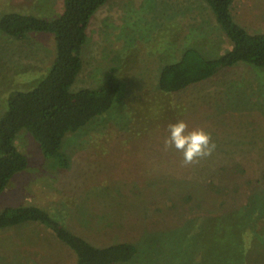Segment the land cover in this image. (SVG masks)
I'll list each match as a JSON object with an SVG mask.
<instances>
[{"label": "rangeland", "instance_id": "obj_1", "mask_svg": "<svg viewBox=\"0 0 264 264\" xmlns=\"http://www.w3.org/2000/svg\"><path fill=\"white\" fill-rule=\"evenodd\" d=\"M62 9L63 0H0V18L13 11L52 19ZM208 10L203 0L100 6L86 27L83 67L71 90L113 73L122 80L116 102L65 137L70 170L52 168L21 130L15 142L27 167L0 193V209L35 204L94 245L133 242L140 253L128 264H264V194L255 192L264 168V71L242 63L179 91L154 89L158 61H174L186 47L208 57L230 47ZM232 11L246 28L264 32V0H234ZM2 35L0 114L7 92L38 81L54 53L51 34L32 33L24 42ZM178 120L211 133L210 156L185 164L165 148L168 126ZM220 161L243 172L222 171L214 190L206 175ZM73 262L72 252L41 225L0 232V264Z\"/></svg>", "mask_w": 264, "mask_h": 264}, {"label": "trees", "instance_id": "obj_2", "mask_svg": "<svg viewBox=\"0 0 264 264\" xmlns=\"http://www.w3.org/2000/svg\"><path fill=\"white\" fill-rule=\"evenodd\" d=\"M107 1L63 0L62 12L52 19L13 11L1 16L0 33L6 39L24 42L32 33L51 34L54 53L47 71L38 81L29 88L7 92L6 108L0 114V193L16 174L27 167V157L15 142L21 130L34 140L40 154L52 161V168L70 170L72 159L63 146L65 137L79 132L112 110L122 88V80L116 74H107L96 86L71 90L83 67L82 50L89 19ZM203 1L230 47L214 57H208L204 50L196 47H186L176 60L158 61L156 91H179L211 77L222 68L242 63L264 71V32L251 31L236 20L232 11L234 0ZM231 154L227 157H232ZM224 164L220 161L216 168L210 169L215 172L206 175L208 185L214 190L222 171L231 176L243 172L239 165L226 167ZM257 181L259 186L255 192L264 194V168ZM186 196L191 198L192 193H186ZM26 224H38L48 229L72 252V264H128L140 253L138 245L129 241L94 245L72 231L60 217L52 216L35 204L6 205L0 209V232ZM212 239L213 249L215 240ZM217 256L221 262L218 253Z\"/></svg>", "mask_w": 264, "mask_h": 264}, {"label": "clouds", "instance_id": "obj_3", "mask_svg": "<svg viewBox=\"0 0 264 264\" xmlns=\"http://www.w3.org/2000/svg\"><path fill=\"white\" fill-rule=\"evenodd\" d=\"M164 146L180 153L185 164L210 156L216 147L210 132L202 127L189 129L187 122L183 120L168 126Z\"/></svg>", "mask_w": 264, "mask_h": 264}]
</instances>
